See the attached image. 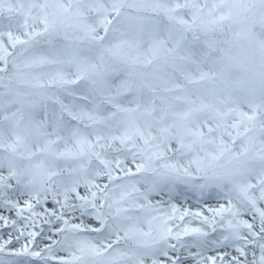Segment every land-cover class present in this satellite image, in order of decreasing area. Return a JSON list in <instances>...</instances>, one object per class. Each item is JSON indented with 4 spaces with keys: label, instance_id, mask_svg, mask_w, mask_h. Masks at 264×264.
I'll return each mask as SVG.
<instances>
[{
    "label": "snow or ice",
    "instance_id": "1",
    "mask_svg": "<svg viewBox=\"0 0 264 264\" xmlns=\"http://www.w3.org/2000/svg\"><path fill=\"white\" fill-rule=\"evenodd\" d=\"M0 264H264V0H0Z\"/></svg>",
    "mask_w": 264,
    "mask_h": 264
}]
</instances>
